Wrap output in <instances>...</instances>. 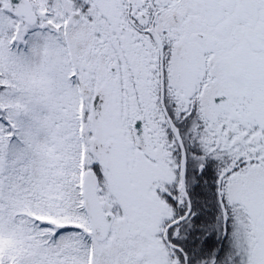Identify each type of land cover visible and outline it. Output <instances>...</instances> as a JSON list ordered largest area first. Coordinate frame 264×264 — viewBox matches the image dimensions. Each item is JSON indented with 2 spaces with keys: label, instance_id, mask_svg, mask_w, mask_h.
Instances as JSON below:
<instances>
[{
  "label": "snow or ice",
  "instance_id": "obj_1",
  "mask_svg": "<svg viewBox=\"0 0 264 264\" xmlns=\"http://www.w3.org/2000/svg\"><path fill=\"white\" fill-rule=\"evenodd\" d=\"M0 264H264V0H0Z\"/></svg>",
  "mask_w": 264,
  "mask_h": 264
}]
</instances>
